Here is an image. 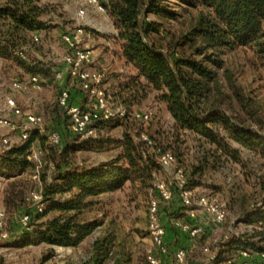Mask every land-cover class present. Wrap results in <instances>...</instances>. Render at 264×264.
Here are the masks:
<instances>
[{
  "label": "rangeland",
  "instance_id": "374dc122",
  "mask_svg": "<svg viewBox=\"0 0 264 264\" xmlns=\"http://www.w3.org/2000/svg\"><path fill=\"white\" fill-rule=\"evenodd\" d=\"M4 1L9 2L10 0ZM4 1L1 2L0 0V3L2 4ZM26 1L15 0L13 5L15 8L16 6L17 8L23 7L22 5ZM107 1L103 0V3ZM161 1V4L166 6L164 8L178 11L180 13L178 17L170 19L152 12L148 13L147 9L151 4L150 2L145 6L143 15L160 25L158 38L166 52L171 54L177 52L178 55H181V52L183 53L186 49L187 52L184 54H189L192 50L189 44L184 45L182 36L195 23L199 13L198 9H188L184 5H177L175 0ZM30 2L43 9L40 19L49 29L39 34V42L31 41L32 36L28 33L26 37L24 36L26 41L12 47L15 54L19 48L26 47L23 60L15 61L0 55V104L4 103L6 96H13L19 107L24 110L40 112L44 116V130L38 131L34 126H28L24 120L14 116H11L14 127L10 129L0 126V147L2 150H6L2 142L3 134H7L6 136L14 140L16 142L14 145L25 142H18V136L21 133L20 130L26 126L29 128V135L32 133L39 134L28 155V159L34 164L31 168H27L17 176L5 175L0 172V212L4 211L5 213L3 228L0 230V264H79L91 257L93 244L100 237H109L111 243L108 259L104 264H121V259L126 261V256H128L126 264H147V255L154 250L149 229V204L151 198H156V195L153 194V189L145 190L137 185L132 186L130 182L126 183L124 188L120 190L92 198V205L81 213V218L95 221L98 225L91 235L75 246H52L45 242H38L35 232L26 233L28 230L22 223V217L26 214L24 211L28 205L32 207L33 201L28 199L31 190L38 188L43 191V201L47 210L52 202H66L74 195L73 192L66 190L57 193L50 191L62 183L59 178L60 168L57 164L61 160L60 153L64 146L69 144L73 149L77 148L76 152H70L67 155L70 164L86 167L110 162L120 155L122 147L118 141L123 139L124 129L121 125L122 116L115 115L114 119L106 124L105 133L97 138L99 140L109 139L105 140L104 147L102 149H90L87 145L84 146L83 144L87 142L85 143L84 139L75 136L67 127L66 114L57 101L60 85L53 76L55 70L61 69L63 72L67 70V66L62 60V54L66 49L61 41V36L65 32L73 31L79 24L85 26L83 44L98 48L100 51L96 66H106L104 63L106 60L108 63L113 62L114 65L121 63V70L124 69L121 57L111 59V54H116L121 49L116 38L117 35L114 36L115 33H113L117 31V28L108 9L106 8L105 11L101 12L93 6H86V15L81 18L76 14L79 5L71 0H30ZM6 27L5 25L3 29ZM110 36H114L116 40L112 39V43L109 45L105 40ZM1 37L4 43L10 40L8 35ZM210 50L208 49V51ZM176 56L174 55V57ZM195 57L199 58L200 56L195 55ZM221 57L224 60V66L218 69V87L214 85L212 88L208 104L219 106V109L223 110L238 124H245L256 132H264V67L256 57L255 51L250 46H238L235 49L222 50ZM23 64H30V66L47 70V73L51 71L52 75L44 78L41 74L42 77L39 76L41 79L40 86L34 87L30 80L33 74L30 75L31 72H27L28 68ZM112 72L118 73V71L110 70V73ZM134 72V69L131 68L128 71H122V82H126ZM14 79L21 81L24 88L12 90L10 83ZM47 79L49 80L46 81ZM112 86L107 87L113 97L111 110L116 111L120 105L126 108L116 96L119 95V90H115ZM128 92L127 89L124 91L125 94ZM154 94L149 93L142 100V103L136 105L134 109L138 112L151 113L152 116L161 111L160 108H163L164 105L156 99ZM79 95L80 93H78ZM33 102L36 103L32 104ZM158 115L163 121V129L169 130V127L172 126V119L169 114L164 110ZM156 122L157 120L153 123V131L157 126ZM64 123L66 125H63ZM56 128L62 133V140L59 145L52 143L49 138L51 130ZM189 141L190 144L195 143L191 139ZM230 142L232 148L239 150L242 163L229 162L220 166L205 178L203 189L198 187L199 192L219 197L226 206L227 217L225 222L212 232V236H209L210 242L205 243L212 248L213 242L216 241L218 251L236 237L254 236L255 231L264 232V227L260 224L254 225L245 222L246 218L253 211L260 209L264 203V149L260 147L255 151L243 147L235 141ZM35 154L36 157H34ZM38 164H40L39 178H34ZM176 170L175 164L169 170L171 175L161 172L159 177H173ZM12 181L18 182L19 190L24 191L25 199L20 203L16 199L7 204V188ZM173 195L169 200L160 202L162 221L164 216H173V213H169ZM16 201L17 204L15 205ZM47 210L45 215L31 224L33 229H38L42 222L60 214L58 210ZM197 217L201 222L212 224L209 215L202 210L198 212ZM5 233L7 235H3ZM205 234L199 236L198 241L204 243ZM254 240L258 241L259 237H254ZM168 244L171 249L169 258H164L162 264H175L174 251L179 246L176 243ZM262 245L264 246V241ZM202 246L205 245L202 244ZM211 248L208 251H205L204 247H201L200 251H189V257L193 264L194 262L201 263L202 260L205 264L212 253ZM46 256L50 257L44 260ZM257 257H259L258 253L250 255L251 264H264V260ZM231 259L235 260L236 258L232 257Z\"/></svg>",
  "mask_w": 264,
  "mask_h": 264
},
{
  "label": "trees",
  "instance_id": "16d2710c",
  "mask_svg": "<svg viewBox=\"0 0 264 264\" xmlns=\"http://www.w3.org/2000/svg\"><path fill=\"white\" fill-rule=\"evenodd\" d=\"M175 1L177 5L199 11L195 23L182 36L184 45L189 44L192 50L189 54H184L186 49L181 55L166 52L158 38L160 25L143 15L145 6L150 2L148 13L177 18L180 13L164 8L166 6L161 4V0L104 2L117 28L116 38L120 44L124 71L129 68L135 71L126 82L121 80V90L116 95L126 107V113L121 118L123 139L118 141L122 150L113 161L81 167L70 164L67 157L70 152H76L77 148L73 149L69 144L64 146L60 153L61 160L57 164L62 183L50 191L57 193L66 190L74 195L66 202H52L48 210H58L60 214L42 222L38 229L26 231L28 234L35 232L38 242L52 246L77 245L91 235L98 225L95 221L81 218V213L92 205V198L120 190L128 182L145 190L151 188L153 194L158 196L154 181L155 174H165L159 162L163 152H173L177 164L184 169L187 186L203 189L205 178L210 172L229 162L242 163L239 150L232 148L230 141L255 151L260 147L264 149V132H256L245 124H238L219 106L208 104L212 88L214 85L218 87V69L224 66L222 50L250 46L264 67V0ZM14 3L15 0H10L0 6V37L10 36L6 43L0 40V55L19 61L23 58L15 54L12 47L26 41L24 36L28 33L40 34L49 28L40 19L42 8L30 0L23 2V7L19 8H15ZM8 17L12 22H7ZM5 25L7 27L3 29ZM23 65L28 68L27 72H31L30 75L44 78L52 75L51 71L47 73V70L30 64ZM111 75L117 76V73L112 72ZM126 89L129 91L127 94L124 93ZM149 93H155L156 99L164 105L161 111L166 110L171 117L172 126L169 130L162 127L163 121L158 115L161 111L151 115L147 124L136 117L138 111L134 107L140 105ZM112 119H100L96 125L105 128ZM156 120L157 126L153 131L152 126ZM143 133L148 135L152 143L142 138ZM38 135L32 133L25 142L0 151V172L17 176L31 168L34 164L28 155ZM189 139L195 143L190 144ZM105 140L109 139H84L87 143L83 145L90 149H102ZM18 186L15 181L8 184L7 204L16 199L18 203L24 201V191L19 190ZM175 193L179 194L176 189ZM181 209L183 212L185 207ZM46 210L44 208L43 212H39L28 205L24 213L30 215L29 223L33 224L45 215ZM245 222L264 227V203ZM172 229L176 228L172 226ZM263 236L264 232L255 231L254 236L242 235L232 239L217 251L210 264L223 263L232 257L238 259L243 249L251 254L264 251ZM245 237L247 240L243 241ZM254 237H259V240L255 241ZM110 244L109 237L96 239L91 257L79 264H104L108 259ZM49 257L46 256L44 260ZM125 259H121V264H126L128 256Z\"/></svg>",
  "mask_w": 264,
  "mask_h": 264
},
{
  "label": "built area",
  "instance_id": "2783aa9c",
  "mask_svg": "<svg viewBox=\"0 0 264 264\" xmlns=\"http://www.w3.org/2000/svg\"><path fill=\"white\" fill-rule=\"evenodd\" d=\"M79 5L77 9L78 17L84 18L86 15V6H93L98 11H105L103 0H71ZM85 34V26L79 24L73 31H68L62 34L61 41L65 45V51L62 54L63 63L67 66L69 74L78 82L81 90L84 92V98L81 102L73 101L71 88L65 86L60 89L58 96V104L63 109L67 117V127L75 136L81 139H96L105 133V128H99L96 122L100 119H110L117 116H124L126 108L118 106L116 111L111 110L113 97L105 86V71L93 67L95 60V48L83 44V36ZM33 42H39L40 36L38 33L32 35ZM25 48H19L16 53L18 56L25 57ZM53 76L56 80L63 78V70H55ZM31 83L34 87L40 86V77L32 75ZM12 90H21L24 88L23 83L18 79H14L10 83ZM33 102L32 104H35ZM121 104V103H120ZM31 105V104H30ZM11 116L21 118L28 126H34L38 131H43L44 116L37 111L24 110L19 107L13 96H6L4 103L0 104V126L10 128L14 127ZM151 113L137 112L136 117L147 123ZM18 142L26 141L29 137V128L26 126L20 130ZM59 129H53L49 133V138L52 143L59 145L62 140ZM7 134H3L2 142L4 148L8 149L14 146L12 140ZM142 138L148 143H152L151 139L145 133ZM41 153V151H40ZM37 155L35 154L34 157ZM161 170L167 175H171L169 171L176 164V173L170 178H161L156 176L154 186L158 191V197H152L149 204V229L151 233L154 250L147 255V264H162L165 256L170 253V246L165 239L168 227L163 223L160 216V202L169 200L175 189L178 191L182 204L185 207V214L190 217H196L199 211H203L209 215L210 221L215 229L221 226L227 217L225 203L219 197L207 195L199 192L198 187H190L186 185L184 169L176 162V158L171 150L163 152L159 159ZM39 165L34 178H39ZM29 201H33L32 207L39 212H43L45 203L43 201V193L41 189L35 188L30 191ZM4 211L0 212V230L3 228ZM30 215L25 214L22 217V223L25 229L32 230ZM172 226L189 234L192 239H196L204 232L202 222H191L182 218L173 217ZM3 235H7L6 233ZM247 239L243 238V241ZM205 251L209 247H204ZM260 258L264 260V251L258 253ZM217 255V251H212L210 257L205 264H210ZM251 253L248 250L240 251V258L229 259L225 264H251ZM175 264H193L189 257V252L185 247H177L174 251ZM222 264V263H218Z\"/></svg>",
  "mask_w": 264,
  "mask_h": 264
},
{
  "label": "crops",
  "instance_id": "0c3cea01",
  "mask_svg": "<svg viewBox=\"0 0 264 264\" xmlns=\"http://www.w3.org/2000/svg\"><path fill=\"white\" fill-rule=\"evenodd\" d=\"M3 1L4 0H1V2H3ZM4 2H6V1H4ZM2 4L0 3V6ZM7 22H9V23L12 22L9 17L7 18ZM113 33H115L114 36L117 35V31H115ZM33 34H35V33L34 32L32 34L29 33V35H31V36ZM114 36L107 37L106 40H105V42L110 45V43H112V41H111L112 39L114 41L116 40V38ZM1 38L2 37H0V40H2ZM31 41H32V37H31ZM2 42H3V40H2ZM120 54L121 53L119 51H117L116 54H114V53L111 54V59L120 58ZM99 56H100V51L98 50V48H95V60L93 62V67H96V68H99V69H102V70L105 71V74H106V79L104 81L105 86L106 87H109V86L111 87V85H113L112 87L115 90H121V72L124 71V69L121 70L122 69L121 68V63L118 64V65H114L113 62L108 63L105 60L104 63H105L106 66L102 65V67H98V66H96V63H97V61L99 59ZM112 65L115 66L114 69H113V66ZM110 70L118 71L117 76H112L111 73H110ZM48 80L49 79H47L46 81H48ZM56 81L59 83V85H60L59 88L60 89L63 88V87H65V86H69L71 88V94H72L73 101H75V102L78 103V102H81V100H83V98H84V92L81 91V88H80L78 82L75 84L76 80L69 74L68 70H66L64 72L63 78H61L59 80H56ZM79 90H80V92H79ZM81 92H83V93H81ZM78 93H80L79 96H78ZM73 96H75V97H73ZM0 150L2 151L1 147H0ZM170 202L171 203H170L169 213H173V216L172 217H178V218H182L184 220H190L191 222H201L198 219L197 216L195 218L194 217L192 218V217L188 216L187 214H185L184 210L182 212V209L181 208H182L183 204H182V200H181V197H180L179 194L175 193L173 195V198L171 199ZM178 213H180V214H178ZM172 217L164 216V219H163L164 224L168 227V230H167V233H166V236H165V239H166V241L168 243H176L177 246H180V247L183 246V247L187 248L188 252L189 251H191V252L200 251L201 250V247H208L205 243L210 242L209 236H212V232L215 230V228L213 227L212 224L210 225V223L202 222L203 225H204L203 235L205 234V232H207L205 234L206 239L204 240V243H202V241L201 242L198 241L197 238L196 239H192L189 236L188 233H186V232H184V231H182L180 229H177V230L176 229H172V224H171ZM202 244L205 245V246H202ZM209 248H211V247H209ZM211 249H212V251H218L217 250L218 247H217V242L216 241L213 242V245H212V248ZM167 257H168V255L165 256V258H167ZM203 261L204 260H202V262ZM202 262L201 263L194 262V264H204V262L203 263Z\"/></svg>",
  "mask_w": 264,
  "mask_h": 264
}]
</instances>
